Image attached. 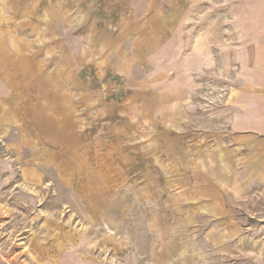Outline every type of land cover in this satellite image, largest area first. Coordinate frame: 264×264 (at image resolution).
<instances>
[{"label":"rangeland","instance_id":"rangeland-1","mask_svg":"<svg viewBox=\"0 0 264 264\" xmlns=\"http://www.w3.org/2000/svg\"><path fill=\"white\" fill-rule=\"evenodd\" d=\"M53 3L85 16L26 33L33 87L0 113V264H243L190 207L197 163L262 122L252 0ZM234 22L248 59L225 70ZM233 205L254 224L257 201Z\"/></svg>","mask_w":264,"mask_h":264},{"label":"crops","instance_id":"crops-1","mask_svg":"<svg viewBox=\"0 0 264 264\" xmlns=\"http://www.w3.org/2000/svg\"><path fill=\"white\" fill-rule=\"evenodd\" d=\"M176 1L188 5L196 0ZM247 7L252 9L256 21L254 31L247 37L253 42L250 54L262 56L264 0H252ZM56 8L53 0H0V113L33 87L22 72L23 66L31 63L29 56L34 54L26 33L45 39L48 24L55 20L80 22L85 16L81 7L71 9L64 5L61 11H55ZM234 28L229 31L230 52L222 61L225 70L248 59L245 51L232 44L242 36L239 24L234 22ZM207 32L203 35H208ZM203 64L212 66L213 57L208 55ZM254 112L262 122L251 121L244 127L239 124L240 128L228 135V144H215L200 172L197 163L193 180L196 187L191 192L194 198L190 209L196 216L204 217L208 245L221 250L222 257L243 255L246 258L241 260L243 264H264V109ZM226 114V110H216L209 116L218 118ZM251 199L257 201L254 212L257 218L254 224L243 223L236 215L233 201L240 204Z\"/></svg>","mask_w":264,"mask_h":264}]
</instances>
